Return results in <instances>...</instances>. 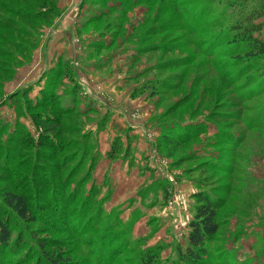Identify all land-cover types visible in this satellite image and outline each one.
Wrapping results in <instances>:
<instances>
[{"label":"rangeland","instance_id":"1","mask_svg":"<svg viewBox=\"0 0 264 264\" xmlns=\"http://www.w3.org/2000/svg\"><path fill=\"white\" fill-rule=\"evenodd\" d=\"M50 2L0 8V264H183L199 191L218 208L202 264H264V63L240 69L230 42L264 0H77L78 38H60L74 64L25 80V46L51 25L24 14ZM10 190L36 221L8 210Z\"/></svg>","mask_w":264,"mask_h":264},{"label":"trees","instance_id":"2","mask_svg":"<svg viewBox=\"0 0 264 264\" xmlns=\"http://www.w3.org/2000/svg\"><path fill=\"white\" fill-rule=\"evenodd\" d=\"M22 1V0H21ZM38 1V0H36ZM42 1V6L45 8V0ZM59 0H51L48 16H34L31 15L29 12L24 14V21L30 22L31 20L41 19L45 21L48 20V25H53L55 20L60 15V10L58 9ZM10 0H0V8L1 4L8 6ZM31 18V20H29ZM263 19L261 23H256L257 21ZM262 24H264V11L261 12H254L251 11L247 13L245 16L243 15L242 18L235 21L230 26V37H231V45L234 47L235 50V59L236 63H241L240 69L243 67H249L252 64L263 62L264 63V39L260 37H255L256 34H260L262 31ZM43 27V26H41ZM39 29V36L38 38L31 41L30 46H25V48H29L28 50V58H26V64H29L31 61V57L33 51L37 48L40 42V38L42 36L43 28ZM8 26H0V31H8ZM19 28L15 31L19 32ZM26 34L25 31H23ZM3 37V36H1ZM15 47L21 48L22 44L18 43ZM23 48V47H22ZM4 57H12V54L8 56L7 53L9 51H5ZM11 72H9L10 74ZM221 115V114H220ZM40 116H43L44 119H41ZM223 116V115H221ZM33 117L37 119V122L47 121L51 124L50 120L52 121L54 117L49 114H36ZM39 118V119H38ZM47 127V124H43ZM77 127L76 125L74 126ZM52 128H49L48 132H52ZM47 135V134H45ZM117 150H111L106 154V157L109 161H113L117 158ZM90 163H93L92 158H90ZM99 193V192H98ZM3 202L5 206L11 211L13 214L17 216L20 220L24 222H34L36 221L33 216L36 214L30 206V199L26 194L22 192L17 193L15 191H8L3 194ZM196 205L194 207V215L189 223V235L187 238L185 252L183 254V264H202L203 260L207 258L209 255V250L207 245L210 244L213 239L215 238L217 231H218V224L216 222V213H217V205L213 201L214 198L206 191H199L195 196ZM10 228L7 224V220L4 218H0V244H7L10 241ZM21 242H11L10 247L17 248L16 246H20ZM50 264H75L69 258H60V254H55L54 257L49 258Z\"/></svg>","mask_w":264,"mask_h":264},{"label":"crops","instance_id":"3","mask_svg":"<svg viewBox=\"0 0 264 264\" xmlns=\"http://www.w3.org/2000/svg\"><path fill=\"white\" fill-rule=\"evenodd\" d=\"M76 4L77 0L58 1L57 7L60 10V15L55 20L50 29H45L42 31L39 45L33 51L30 63L27 65V67H25L27 68V70H29L28 72H26L28 74H25V80H32L37 73H40L42 70L44 72L49 60L57 61L61 59L63 62L74 64L73 59H75V56L71 58H65V56L60 53L64 48L69 49L68 47H65L64 44H60V41L62 40L60 38H67L68 40H71V37L73 38L75 35L78 38L77 29L80 28V24L78 25L77 29L75 25L80 15H78L79 12L76 14ZM74 28L76 29L75 35L73 34ZM45 38L46 41L44 42ZM50 43L51 46H49ZM80 46L78 48H74V51L76 53L82 48ZM82 76H84V74H82ZM14 83H16V80H14L12 83L10 82L9 84H7V86L5 87V91L8 93L14 91V89L17 88L16 85L14 86ZM24 86L25 85L23 84L22 87Z\"/></svg>","mask_w":264,"mask_h":264}]
</instances>
